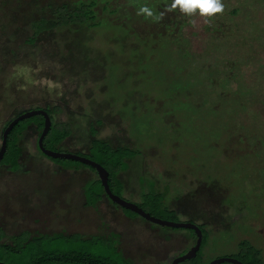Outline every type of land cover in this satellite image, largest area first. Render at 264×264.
<instances>
[{
	"label": "rangeland",
	"instance_id": "1",
	"mask_svg": "<svg viewBox=\"0 0 264 264\" xmlns=\"http://www.w3.org/2000/svg\"><path fill=\"white\" fill-rule=\"evenodd\" d=\"M76 1L0 0V144L6 125L35 108L69 127L58 146L63 153L87 154L93 128L112 148L137 152L117 175L119 198L138 205L160 194L176 222L202 227L201 264L226 262L243 241L261 251L264 264L262 106L219 85L213 92L207 76H217L215 66L173 48L179 11L159 22L137 15L143 5L159 12L171 0L101 1L97 27L61 28L27 43L32 20ZM36 142L30 126L18 140L20 169L0 167L1 243L22 232L103 236L130 264H172L194 250L191 229L130 217L106 195L87 207L85 186L98 174L61 168Z\"/></svg>",
	"mask_w": 264,
	"mask_h": 264
},
{
	"label": "trees",
	"instance_id": "2",
	"mask_svg": "<svg viewBox=\"0 0 264 264\" xmlns=\"http://www.w3.org/2000/svg\"><path fill=\"white\" fill-rule=\"evenodd\" d=\"M101 1L107 0H79L49 7L47 17H39L29 23L31 36L27 43L33 44L39 35L61 28L97 27L100 22L95 9ZM223 3L225 5L223 14L213 17L209 23L198 17L183 16L182 24L178 25V35L170 37L178 39V43L177 40L173 41V48L179 50L184 57L193 54L192 57L197 59L196 61L201 62L198 59L203 57L215 66L221 81L218 79L220 83L213 85L212 82L217 76H207L210 77L211 81L207 83L211 85L212 91L221 86L226 92H238L243 96L242 101H248L251 107L262 106L264 110V0H223ZM192 19H196V26L190 22ZM215 44L217 45L213 46ZM182 81L184 79L180 77L179 86L186 87ZM195 96L199 98V92L195 93ZM43 110L51 119V127L42 141L43 147L51 152L63 153L58 146L68 138L70 129L65 124H54L53 112L48 109ZM30 126L37 131L36 144L39 150L38 139L44 127V118L41 115L19 121L12 128L7 137L6 150L0 167H6L9 172L20 169L21 151L18 140ZM90 132L94 138L90 142L88 153H76V155L101 166L108 173L110 191L118 196L122 184L117 179V175L124 170L125 162L134 159L137 152L126 147L112 148L108 143L95 138L96 132L93 128ZM261 139L264 141V137ZM39 152L63 169L85 167L94 172L93 168L80 162L53 159L40 150ZM103 195L106 194L99 179L89 182L84 190L85 205L94 206ZM137 207L159 220L178 223L175 220L176 212L163 206L160 194L144 195L142 203ZM124 211L130 217L138 216L129 210ZM198 228L202 233V241L195 258L179 264H201L199 252L206 243L207 236L201 226ZM5 238L6 235L0 229V264H130L119 252L116 242L103 236L83 237L77 234L57 233L31 237L27 232H22L8 237V242L1 243ZM231 258L241 264H263L261 251L246 241L239 244L237 254Z\"/></svg>",
	"mask_w": 264,
	"mask_h": 264
},
{
	"label": "water",
	"instance_id": "3",
	"mask_svg": "<svg viewBox=\"0 0 264 264\" xmlns=\"http://www.w3.org/2000/svg\"><path fill=\"white\" fill-rule=\"evenodd\" d=\"M37 115H41L44 118V127H43V130H42V132L39 136V139H38L39 150L44 155H46L47 157L53 158V159L74 160L76 162H80L81 164H84V165H87V166H90L91 168H93L94 171L98 174L99 181L101 182V185H102L104 192H105L106 196L108 197V199L111 200V202L115 203L117 206L121 207L122 209L129 210V211L137 214L138 216H141L143 219H145L149 222H155V223H158L161 225L169 226L171 228L191 229V230L195 231L198 234V242H197L194 250H191L186 255H183V256L179 257L178 259L173 260L172 264H179V263L184 262L186 260H191V259L195 258L196 254L200 248L201 241H202V233H201V231L197 225H195L193 223L166 222V221H162V220H159L157 218H154V217L150 216L148 213L144 212L139 207H137V205H132V204L122 200L118 196L114 195L110 191V188H109L108 173L98 164L94 163L93 161H91L87 158H83V157H80V156L75 155V154L69 155L66 153L51 152V151L46 150L43 147L42 141H43L44 137L46 136V134L48 133V131L51 127V119L44 110H41V109H39V110H28V111L20 114L18 117L14 118L13 120H11L9 122L8 126L2 132L1 145H0V162L3 159V156L5 154L7 137L9 135L10 131L12 130V128L19 121L27 120V119H29L33 116H37ZM226 262L232 263V264H241L240 262H238L237 260H234L232 258H229ZM221 263H223V262H220L219 264H221Z\"/></svg>",
	"mask_w": 264,
	"mask_h": 264
},
{
	"label": "clouds",
	"instance_id": "4",
	"mask_svg": "<svg viewBox=\"0 0 264 264\" xmlns=\"http://www.w3.org/2000/svg\"><path fill=\"white\" fill-rule=\"evenodd\" d=\"M179 11L180 14L190 18H200L205 23H209L211 19L218 14H223L225 5L223 0H171L162 11L156 12L148 5L139 8L137 15H142L154 22L163 20L169 12ZM196 26V19L190 21Z\"/></svg>",
	"mask_w": 264,
	"mask_h": 264
}]
</instances>
